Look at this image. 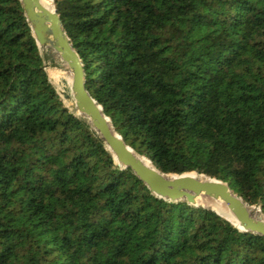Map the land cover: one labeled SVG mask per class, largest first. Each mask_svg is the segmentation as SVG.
Wrapping results in <instances>:
<instances>
[{"label": "trees", "instance_id": "trees-1", "mask_svg": "<svg viewBox=\"0 0 264 264\" xmlns=\"http://www.w3.org/2000/svg\"><path fill=\"white\" fill-rule=\"evenodd\" d=\"M52 4L122 141L264 217V0ZM56 92L19 0H0V264H264V237L152 195Z\"/></svg>", "mask_w": 264, "mask_h": 264}, {"label": "water", "instance_id": "water-1", "mask_svg": "<svg viewBox=\"0 0 264 264\" xmlns=\"http://www.w3.org/2000/svg\"><path fill=\"white\" fill-rule=\"evenodd\" d=\"M42 1L19 0L38 51L41 48H49L60 55L70 72V93L74 101L72 108L75 112L71 111V113L75 117H77L76 113L88 117L89 122L82 120L102 140L114 163L122 169H130L157 198L171 202L185 201L192 206L200 205L199 199H209L213 206L209 209L240 232L264 237V222L252 214L251 208L254 207L246 204L229 188L227 183L195 172L181 175L161 173L154 166H147L141 159L145 157L135 153L122 141L113 130L109 119L103 114L101 107L84 87L82 64L62 29L52 0H50L52 4L50 8L44 6ZM63 97L66 100L70 99L68 94H64ZM65 107L70 110L68 106ZM216 202L222 203L223 206H216L214 204Z\"/></svg>", "mask_w": 264, "mask_h": 264}, {"label": "rangeland", "instance_id": "rangeland-1", "mask_svg": "<svg viewBox=\"0 0 264 264\" xmlns=\"http://www.w3.org/2000/svg\"><path fill=\"white\" fill-rule=\"evenodd\" d=\"M39 51H40V55L43 59L44 69H45V72L47 74V77H48L50 83L52 84V86H54L55 90L57 91L56 93L60 97L63 105H65L62 96H63V94L70 95V90H69V85L65 82L63 77L69 75V72L67 71L66 68L62 67L61 59L54 51H52L49 48L40 49ZM55 75H59V77H57V81H56ZM69 111L71 112V110H69ZM198 206L201 207V205H198ZM204 208H206V207H204ZM206 209H209V208H206Z\"/></svg>", "mask_w": 264, "mask_h": 264}, {"label": "bare ground", "instance_id": "bare-ground-1", "mask_svg": "<svg viewBox=\"0 0 264 264\" xmlns=\"http://www.w3.org/2000/svg\"><path fill=\"white\" fill-rule=\"evenodd\" d=\"M42 3H43V5L44 6H46V7H51V1L50 0H43L42 1ZM41 49H45V48H41ZM40 50V49H39ZM40 52V51H39ZM56 53V52H55ZM59 57H60V55L58 54V53H56ZM60 59H61V57H60ZM61 65H62V67L63 68H66L67 69V66H66V64L62 61V59H61ZM68 71V70H67ZM69 72V71H68ZM60 74V73H59ZM54 77V76H53ZM57 77H59V75H55V78H56V81H57ZM62 77V76H61ZM63 79L65 80V82L69 85V90H70V83H71V79H70V72H69V75H67V76H65V77H63ZM55 83V82H54ZM57 84V83H56ZM64 95V94H63ZM62 96V95H61ZM62 98H63V100H64V103L69 107V109L72 111V112H74V110H73V105H74V101H73V98H72V96H71V93H70V99L69 100H66L63 96H62ZM65 105V106H66ZM75 113V112H74ZM76 116L77 117H80V118H82V119H84V120H86L87 122H89V119H88V117L87 116H85V115H82V114H77L76 113ZM142 159V161L147 165V166H150V163L147 161V160H145L144 158H141ZM198 204H200V205H203L204 207H206V208H210L212 205H211V201L209 200V199H199V201H198ZM216 206H220V207H222L223 206V204L222 203H220V202H216V203H214ZM213 207V206H212ZM251 212H252V214L257 218V219H259V220H261L262 222H264V217H263V215L256 209V208H251ZM235 222V221H234ZM236 223V222H235ZM236 225H237V223H236Z\"/></svg>", "mask_w": 264, "mask_h": 264}]
</instances>
